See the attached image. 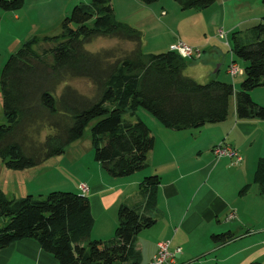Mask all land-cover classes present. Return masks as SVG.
Returning <instances> with one entry per match:
<instances>
[{
	"label": "trees",
	"instance_id": "obj_1",
	"mask_svg": "<svg viewBox=\"0 0 264 264\" xmlns=\"http://www.w3.org/2000/svg\"><path fill=\"white\" fill-rule=\"evenodd\" d=\"M176 1L183 9H191L211 6L217 0ZM24 3L0 0V11L18 10ZM61 28L58 35L26 40L3 67L7 122L0 124V158L7 168L26 170L64 154L72 143L86 137L91 124L89 137L96 160L110 175L128 176L149 165L148 155L156 143L151 127L139 116L140 109L176 130L199 129L227 119L235 94L233 83L198 82L185 74L190 60L172 49L144 52L143 32L117 18L113 0L74 5ZM250 32L232 34L234 55L247 62L236 93V110L240 118L264 119V105L251 93L264 86V21ZM98 37L118 41L98 51L87 49L86 44ZM43 43L51 44L44 47ZM74 77L89 79L95 94L88 96L69 84L57 93L62 83ZM256 181L264 192V157ZM160 183L159 174L144 178L140 190L144 206L122 204L115 236L107 240L92 237L95 218L87 194L52 191L42 199L32 194L10 197L0 188V217H9L0 226V249L30 238L53 255L57 264H139L138 235L157 221L153 213ZM232 236L224 232L213 237L226 241Z\"/></svg>",
	"mask_w": 264,
	"mask_h": 264
},
{
	"label": "crops",
	"instance_id": "obj_2",
	"mask_svg": "<svg viewBox=\"0 0 264 264\" xmlns=\"http://www.w3.org/2000/svg\"><path fill=\"white\" fill-rule=\"evenodd\" d=\"M75 2L79 4L87 0ZM47 6V0H25L22 8L1 10L0 13L6 15L8 11L14 12V25L23 26L29 21L26 16L39 14ZM114 8L120 20L137 27L146 37L148 22H153L155 16L161 19L160 15L167 18L169 14L165 10L159 14L155 4H145L140 0H123L120 12L115 5ZM184 10L186 12L174 25L172 34L155 35V46L159 42L158 46L172 49L181 39L200 47L203 54L195 59L182 50L178 53L190 60L188 66L202 61L210 67V71H213V67L206 63L208 60L204 56L207 53L218 54L225 44L228 45L225 39L219 37L220 29L226 30L230 46L229 34L243 30L245 35H252L250 29L264 21L263 0H217L208 7ZM246 25L249 26L242 28ZM32 26L36 24L32 22ZM145 44L143 41L142 46ZM231 52L234 55L232 48ZM229 66L228 63L227 75L222 80L233 83L236 88L227 119L208 123L199 129L176 130L161 123L154 124L151 129L156 143L148 155L149 165L145 170L115 177L100 168V176L87 181L90 188L87 197L95 218L93 238H113L121 205L144 206L141 183L145 176L159 174L161 183L157 189V209L153 213L157 221L138 235L137 248L141 252L139 264H150L161 240H170L172 250L182 248L176 254L177 264L264 263V192L256 181L259 161L264 157V119L238 117L236 93L240 80L235 79L238 74L230 73ZM240 69V74L245 76V67ZM220 71L221 64L213 71L216 75H210L211 79H218ZM251 93L255 101L264 104V86L255 88ZM84 139L69 147L81 145ZM90 143L92 145V141ZM221 143L238 149L242 160L235 163L234 158L229 156L217 157L214 148ZM80 182L86 181H77L81 194ZM224 232L231 233L232 238L218 241L213 237ZM18 254L27 257L25 264H57L53 255L30 238L0 249V264Z\"/></svg>",
	"mask_w": 264,
	"mask_h": 264
},
{
	"label": "rangeland",
	"instance_id": "obj_3",
	"mask_svg": "<svg viewBox=\"0 0 264 264\" xmlns=\"http://www.w3.org/2000/svg\"><path fill=\"white\" fill-rule=\"evenodd\" d=\"M47 1V8L39 14L26 16L29 18V21H27V24L24 23L23 26H21V24H18V26L14 25L16 23L14 12L8 11L6 15H2L3 13H0V19L3 17V21L0 23V124L7 122L4 115L1 75L3 67L10 55L16 52L20 47H22L26 40L32 38L33 36L38 35L40 37H44L60 34L64 18L70 14L74 5L77 4V2H75L76 0ZM90 2H92V0H87L85 3ZM113 4L118 7L117 9L120 12L123 0H113ZM153 4H155L157 13L162 14V12L165 10L169 14L167 15V18L164 17L165 15H160L161 19L155 16L152 18L153 22H148L147 37L145 36V33H143V41L146 42V44L143 46V50L146 53H159L169 50L167 46H158L160 45L159 42H157L158 45L155 46L154 37L157 33H162V35L166 36L168 34H172L171 30L173 29L174 25L186 12V10H184L176 0H158ZM66 7L67 10H65ZM32 22H34L36 26H32ZM249 25L243 26L242 28H246ZM229 40L231 42L230 46L225 44V46H223L222 52L214 55L207 53L204 56V58L208 60L206 63H209L211 67H213V71L216 70L221 64V71L218 76L219 80L224 79V77L227 75V64H230L232 60H235L241 68L245 67L247 64L244 59L232 54L231 48L234 45L232 34H229ZM117 41V39L98 37L92 42L87 43L86 47L91 51H98L101 48L115 46ZM50 44L51 43H43L44 47ZM118 45H121V43H118ZM36 49L37 51H41L40 46H36ZM191 64L185 70V74L193 77L200 83H207L211 79L210 75H216L215 72L210 71V67L204 65L202 61L192 65ZM244 77L245 76L241 75L240 73L235 76L236 80H240L239 85H241ZM67 84L88 96H93L95 94V87L93 83L87 78L79 77L70 78L68 81L62 83V85L59 86L57 93H60ZM139 116L144 121H146V123L151 128H154V124L160 123L153 115L144 109L139 110ZM124 117L131 120L136 119V117L129 115H125ZM90 133L91 124L86 129V137L83 141L81 140V145L69 147V149L64 154L50 157L42 164L28 170L9 169L2 163L0 158V188L3 189L10 197H24L28 194H32L34 197L40 199L46 198L47 195L52 191H70L80 193L77 189V181L84 180L86 182H80V185L83 183L88 185L87 181L93 179L96 176H100V168H102L106 174H109L102 164L95 158L94 148L92 147L90 143L91 141L89 139ZM143 170H141V172ZM106 217H108V214ZM102 220L104 221L106 218H102ZM8 222L9 217H0V226L3 227ZM26 261L27 257L18 254L15 255L14 258L9 259L4 264H25L24 262Z\"/></svg>",
	"mask_w": 264,
	"mask_h": 264
},
{
	"label": "built area",
	"instance_id": "obj_4",
	"mask_svg": "<svg viewBox=\"0 0 264 264\" xmlns=\"http://www.w3.org/2000/svg\"><path fill=\"white\" fill-rule=\"evenodd\" d=\"M218 35L220 38L225 39L229 45L228 34L224 29H220ZM172 50L177 52L182 50L188 57L194 59L200 57L203 54V50L200 47L190 45L181 39L172 46ZM229 71L232 75H237L241 72V69L235 60H232L230 63ZM214 153L217 155V157L229 156L234 158L235 163H238L242 160L240 151L230 144L221 143L217 145L214 148ZM80 189L84 195L88 194L90 191L89 186L85 183L80 185ZM157 245V252L152 257L150 264H177L176 254L182 251L181 247H177L172 250L170 240H161Z\"/></svg>",
	"mask_w": 264,
	"mask_h": 264
}]
</instances>
